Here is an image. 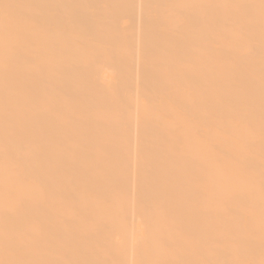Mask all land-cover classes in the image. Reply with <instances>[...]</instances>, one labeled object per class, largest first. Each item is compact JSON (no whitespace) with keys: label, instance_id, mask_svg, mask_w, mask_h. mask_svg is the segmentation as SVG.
Instances as JSON below:
<instances>
[{"label":"bare ground","instance_id":"1","mask_svg":"<svg viewBox=\"0 0 264 264\" xmlns=\"http://www.w3.org/2000/svg\"><path fill=\"white\" fill-rule=\"evenodd\" d=\"M0 264H264V0H0Z\"/></svg>","mask_w":264,"mask_h":264}]
</instances>
